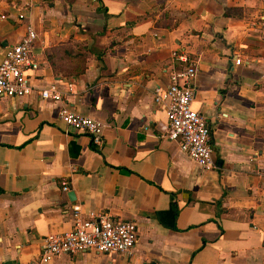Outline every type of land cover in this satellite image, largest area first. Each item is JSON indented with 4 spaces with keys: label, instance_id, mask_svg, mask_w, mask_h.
Returning a JSON list of instances; mask_svg holds the SVG:
<instances>
[{
    "label": "crops",
    "instance_id": "0c3cea01",
    "mask_svg": "<svg viewBox=\"0 0 264 264\" xmlns=\"http://www.w3.org/2000/svg\"><path fill=\"white\" fill-rule=\"evenodd\" d=\"M26 25L31 84L64 98L0 97V264H36L72 207L134 223L132 253L46 264H264V0H0V60ZM188 64L208 171L165 138L153 101ZM62 104L101 124L99 148L57 118Z\"/></svg>",
    "mask_w": 264,
    "mask_h": 264
},
{
    "label": "built area",
    "instance_id": "2783aa9c",
    "mask_svg": "<svg viewBox=\"0 0 264 264\" xmlns=\"http://www.w3.org/2000/svg\"><path fill=\"white\" fill-rule=\"evenodd\" d=\"M21 19L22 15H18ZM37 37L30 25L25 26L19 41L5 50L0 60V97H26L36 91L39 98L52 102H63L64 94L54 83L40 87L31 84L27 71L38 68L32 56V45ZM172 57L184 61V55L172 52ZM239 58L234 60L235 64ZM195 73L192 64L169 74L166 87L155 89L153 101L162 104L167 120L165 138L177 144L178 150L201 169L215 168L209 145V128L205 117L191 108L193 91L190 81ZM71 91V84H67ZM57 118L68 128L82 131L91 145L102 144L101 124L87 116L80 115L65 105L59 106ZM61 190H68L62 181ZM71 228L62 233H50L42 237L36 264H46L54 257L75 255L85 251L115 253L130 256L136 240V229L132 222L118 221L108 213H81L77 207L70 212Z\"/></svg>",
    "mask_w": 264,
    "mask_h": 264
}]
</instances>
